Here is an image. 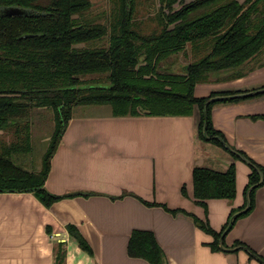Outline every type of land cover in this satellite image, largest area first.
I'll list each match as a JSON object with an SVG mask.
<instances>
[{
	"label": "trees",
	"instance_id": "1",
	"mask_svg": "<svg viewBox=\"0 0 264 264\" xmlns=\"http://www.w3.org/2000/svg\"><path fill=\"white\" fill-rule=\"evenodd\" d=\"M159 1L155 23L148 32H141L132 27L134 0H119L108 32L105 24L85 17L90 0H0V192H32L45 206L76 194L54 195L44 187L51 158L76 106L109 105L117 116H184L197 107L198 137L225 149L234 159H245L250 168L244 202L231 209L220 231L191 215L195 225L213 237L211 248L219 250L226 248L220 236L230 216L243 209L247 199L248 208L233 223L253 209L255 191L264 180V166L227 143L212 125L211 110L216 103L236 102L264 92L223 100L210 98L264 86L211 91L201 97L194 95V87L222 72H239L247 60L264 52V0ZM10 7L23 12L7 14L5 9ZM105 35L107 46H88ZM187 45L198 55L177 64L179 52ZM90 75L100 78L83 79ZM36 108L51 109L54 125L41 167L32 171L15 160L31 149V111ZM253 118L264 119V114ZM192 184L193 197L203 206L210 198L231 202L235 197V165L230 163L223 171L195 166ZM66 229L78 246L92 255L78 229L73 224H67ZM63 244L57 245L54 264H64ZM236 245L241 247L242 243ZM127 251L151 264H165L151 232L133 231Z\"/></svg>",
	"mask_w": 264,
	"mask_h": 264
},
{
	"label": "crops",
	"instance_id": "2",
	"mask_svg": "<svg viewBox=\"0 0 264 264\" xmlns=\"http://www.w3.org/2000/svg\"><path fill=\"white\" fill-rule=\"evenodd\" d=\"M234 73L197 83L194 95L264 84V68ZM260 114L264 94L216 103L211 120L231 147L264 166V119L253 118ZM197 125L196 110L184 116H117L109 106L73 114L44 187L54 195L76 194L45 206L32 192H0V264H54L59 242L64 243V264H151L128 254L136 230L153 234L165 264H264V180L255 191L253 209L226 232V248L213 250V237L194 223L191 215L220 231L231 209L243 204L250 172L243 160L201 140ZM230 163L235 165L234 199L197 203L193 168L223 171ZM67 224L78 229L92 255L70 237Z\"/></svg>",
	"mask_w": 264,
	"mask_h": 264
},
{
	"label": "rangeland",
	"instance_id": "3",
	"mask_svg": "<svg viewBox=\"0 0 264 264\" xmlns=\"http://www.w3.org/2000/svg\"><path fill=\"white\" fill-rule=\"evenodd\" d=\"M192 0H178V2L188 3ZM243 1V0H240ZM91 7L85 13L87 19H92L95 23H103L108 27V32L110 30L111 23H114V15L117 10V5L119 0H90ZM160 1L159 0H134L133 2V25L132 27L141 32H148L155 23V14L160 11ZM177 5V3L175 4ZM85 45V44H82ZM108 37L105 35L101 39L92 41L88 43V46H107ZM179 61L177 64H183L186 61H191L194 56L198 55L190 45H187L182 52H179ZM264 52L256 55L249 60H247L240 68L239 72H252L260 68H264ZM234 74L236 76L237 74ZM233 76H229L232 78ZM100 78L98 75H90L83 77L84 80H94ZM209 81V80H207ZM206 82V81H203ZM264 84L261 83L254 86L252 89L259 88ZM250 90V89H246ZM109 105H79L73 108V114H81L86 112L88 114L94 113L96 109L106 111ZM197 113V118L199 120V112L197 107L194 108ZM193 110V111H194ZM31 149L26 153L18 154V160L16 163L22 167L38 171L42 164V159L44 152L49 145V139L53 130V114L52 110L49 108H36L31 111ZM6 138V137H5Z\"/></svg>",
	"mask_w": 264,
	"mask_h": 264
},
{
	"label": "water",
	"instance_id": "4",
	"mask_svg": "<svg viewBox=\"0 0 264 264\" xmlns=\"http://www.w3.org/2000/svg\"><path fill=\"white\" fill-rule=\"evenodd\" d=\"M5 12L7 14H16V13H22L23 10L21 9H18V8H13V7H10L8 9H5ZM227 72H231V71H227ZM226 72V73H227ZM257 92H264V87L263 88H259V89H256V90H252V91H247V92H240V93H235V94H229V95H217V96H214L212 98H210V100L212 99H217V100H223V99H229V98H233V97H239V96H247V95H251V94H254V93H257ZM204 114H205V110H204ZM206 127V118H204V124H203V133L205 134V128ZM225 146L228 150H230V147L225 143ZM241 158V157H240ZM241 160H243L244 162L245 159L241 158ZM247 163V162H246ZM248 205H249V201L247 199V202H246V206L239 210V211H236L234 212L230 218H229V221H228V224L226 226V228L223 230V232L221 233V236H220V241L223 239V237L225 236L226 232L231 228L232 226V223H233V220L234 218L242 213L243 211H245L247 208H248ZM221 243V242H220Z\"/></svg>",
	"mask_w": 264,
	"mask_h": 264
}]
</instances>
